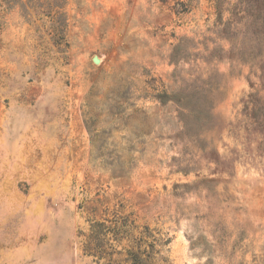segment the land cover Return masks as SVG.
<instances>
[{
  "label": "rangeland",
  "instance_id": "obj_1",
  "mask_svg": "<svg viewBox=\"0 0 264 264\" xmlns=\"http://www.w3.org/2000/svg\"><path fill=\"white\" fill-rule=\"evenodd\" d=\"M0 264H264V0H0Z\"/></svg>",
  "mask_w": 264,
  "mask_h": 264
},
{
  "label": "trees",
  "instance_id": "obj_2",
  "mask_svg": "<svg viewBox=\"0 0 264 264\" xmlns=\"http://www.w3.org/2000/svg\"><path fill=\"white\" fill-rule=\"evenodd\" d=\"M177 4L180 5L181 7H183V9H184V10H182L183 13L188 12V10H187V8H186V4H184V2H177ZM103 225H104L103 223L98 222V223H96L95 225H93V228L96 229V228L102 227ZM119 233H122V232H121V229H119V227H115V235L118 236ZM118 240H120V238H118ZM101 252H102V251H101Z\"/></svg>",
  "mask_w": 264,
  "mask_h": 264
},
{
  "label": "bare ground",
  "instance_id": "obj_3",
  "mask_svg": "<svg viewBox=\"0 0 264 264\" xmlns=\"http://www.w3.org/2000/svg\"><path fill=\"white\" fill-rule=\"evenodd\" d=\"M101 59V58H100ZM99 64H101V63H99Z\"/></svg>",
  "mask_w": 264,
  "mask_h": 264
}]
</instances>
